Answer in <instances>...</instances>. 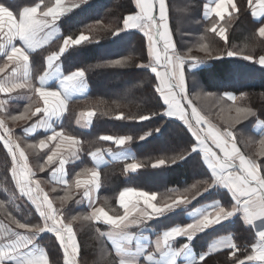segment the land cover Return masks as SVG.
Segmentation results:
<instances>
[{
	"label": "snow or ice",
	"instance_id": "snow-or-ice-1",
	"mask_svg": "<svg viewBox=\"0 0 264 264\" xmlns=\"http://www.w3.org/2000/svg\"><path fill=\"white\" fill-rule=\"evenodd\" d=\"M80 2L84 3L85 0H80ZM135 4L138 11L135 14L125 16L123 18V28L113 30V34L129 29H139L147 38V51L151 59L148 64L139 66L150 68L151 72L155 74L157 81L155 91L163 100V105L166 106L164 115L178 118L195 137V142L188 155L192 153L202 154L203 163L211 173L210 179L199 181L183 192L174 190L173 195L162 197V206H158L157 203L153 202L157 200L156 193L137 192L132 188H126L119 193V204L124 210L123 215L114 217L101 207L94 209L90 215L73 216L69 222L65 223L63 219L58 218L47 193L41 195L43 190L39 188V182H36V189H33L32 177L35 173L31 172L29 168L25 151L20 148L19 144L14 143L4 119H0V128H3L6 134L0 135V140L4 142V146L12 156V178L20 193L26 195L35 205L39 216L43 220V226L21 222L14 217L10 219L15 228L0 224V229H2V232H0V264H49L45 250L36 243L40 234L45 232L55 234L63 250V264H78L79 244L73 231L72 221L81 219L103 222L110 226L107 232L101 231L100 228H96V232L99 237H106L111 242L118 258V264H141L142 258L146 264H152L154 259L162 254L171 255L172 258L169 264H176L175 257L179 256L188 247L186 242L176 248L174 246L176 238L185 237L187 241H190L195 234L235 214H239L248 226L257 227V224H259L255 233L256 240L251 244L250 252L247 248L241 250L233 241V238L227 236L218 239L207 252L199 256L197 264H207V258L222 249L230 250L229 264H264V162H258L256 159L242 153L237 146L236 134L231 130L236 124L241 123L242 120H247L250 116H255L256 113L250 107L237 106L238 97L231 93H225L224 97H216V100L218 103H222L226 97L228 101H232V105L226 110L229 112L234 110L236 115L230 118L228 128L224 130L217 129L206 115L201 114V110L194 104V101L200 100L202 97L205 99L211 98L213 94L197 93L190 97L186 85V65L189 67L209 59H220L225 54L228 57L240 55L247 60H252L253 57L245 55L243 49L239 51L226 50V52H216L214 54L207 43L200 45V51L205 52L204 57L191 56V49H189V54L181 55L176 51V44L172 39L166 0H135ZM229 5L233 12L238 11L233 0H214V6H205L204 15L208 17L214 13L215 17L220 20L225 18L226 13L231 17L232 13H229ZM248 5L252 10L253 17L264 16V0H248ZM73 7H79V4L73 3ZM69 11L71 9L65 8L62 0H55L54 5L45 4L43 9H41V4L38 3L32 7H24L22 11L14 14L10 5L0 2V55L6 58L5 64L0 67V73L5 72L8 68L11 69L7 76L0 79V93L9 94L17 89H30L34 90L43 102V107L37 105L35 111H31L30 108L25 109L24 114L12 116L11 119L14 121L31 119V117L37 116L38 113H43L42 118L24 128L23 131L26 134H31L39 127L52 129L51 134L44 139H40L38 143L28 144V148L43 149L49 146V142L59 141L55 145V149H49L51 154L47 155L45 164L40 166L42 172L61 155L60 149L65 145V142H67L66 147L70 157L79 159L78 153L81 150L79 140L71 135H66L63 130L56 131L50 121L61 117L67 110V103L70 98L65 92L72 88L78 79L84 77V71L77 70L64 77L63 88L65 92L57 89H46L43 84L47 78L55 75V72L58 71L55 66L60 56L69 47L78 46L89 41V36L81 33L76 38L72 36L64 38L63 46L59 47L58 52H54L47 57V68L39 76L38 87L31 84V67L29 63L30 53L56 36L57 20ZM210 31L227 42L228 38L224 27L217 31L215 23H213ZM258 34L260 37H264V26L259 27ZM17 40L21 42L20 46L15 43ZM130 59L129 57L126 60H115L110 62L108 66H125ZM189 61H191L190 65ZM257 62L264 66V55H261ZM244 98V96L239 97L240 100ZM5 104L6 101L0 100V112L6 111ZM224 110L222 108V111ZM93 115L92 112L80 114L85 124L91 122ZM151 115H156V113ZM116 118L124 119L125 117L123 113H120ZM128 119L137 118L128 117ZM147 119H150V115H140L138 117L139 121ZM77 122L80 123V119ZM257 123L264 130V121H257ZM158 130L155 129V131ZM150 134L151 132H146L139 139H144ZM100 139L112 141L117 146H123L131 141L132 137L114 138L105 135ZM209 141H211V144H209ZM259 143L261 145L259 155L264 156V138L260 139ZM112 151L111 148H97L90 155L98 167L100 163L104 162L105 154L108 155ZM113 158L115 159V157ZM183 159H185V155L181 154L173 157L171 162L176 163L177 160ZM67 162L66 157L59 159V166L52 171V179L71 189L72 185L64 177ZM165 164L166 160L160 158L152 166L156 168ZM140 166L138 163H131L127 165L126 170L135 171ZM84 173L90 174V179L81 180L77 178L75 187L79 189L84 186L83 197L89 201L91 206L94 199L93 193L101 186L100 173L97 168L85 169ZM198 185H203V191H207L215 185L227 189L233 200L230 208L226 209L218 201L215 202L214 206L205 210L193 223L186 226L172 227L164 231L152 242L154 243V249L152 250H150L151 245L149 243H142V240L138 238V234L131 231L134 227L144 225L147 221L169 210L190 204L192 200L202 194ZM59 199L67 203L72 199L71 192L66 191V194ZM141 200L143 207L140 206ZM80 202L77 201V203ZM2 206L0 204V207ZM238 251L244 253L243 259L237 256Z\"/></svg>",
	"mask_w": 264,
	"mask_h": 264
},
{
	"label": "trees",
	"instance_id": "trees-1",
	"mask_svg": "<svg viewBox=\"0 0 264 264\" xmlns=\"http://www.w3.org/2000/svg\"><path fill=\"white\" fill-rule=\"evenodd\" d=\"M53 0H0L10 5L15 13L24 7L34 6L38 3L50 4ZM170 29L176 44V49L181 55L189 54L196 57L193 52L199 50L202 43H207L214 52L226 50H244L245 55H251L252 60L243 59L237 55L228 57L226 54L220 59H209L200 64L186 65V85L190 97L197 93H212L213 97L194 101L201 110L202 115L221 130L229 127L227 121H220L213 116L219 112L220 107H229L232 101L225 97L218 103L216 97H224L225 93L238 97L237 106L250 107L256 113L236 124L233 130L236 134L239 148L246 156L264 162L260 156V139L264 134H257L255 126L257 121H264V67L258 64V59L264 55V37H260L258 29L264 26V19L257 22L253 19L248 0H236L238 12L231 17H226L217 28H225L227 42L216 33L210 31L215 19L206 21L203 10L207 0H166ZM138 11L135 0H88L87 3L73 10L61 22L62 39L38 54L39 59L58 51L63 44V39L68 36L78 37L81 33L89 36V41L71 47L62 57V64L66 74L83 70L90 88L87 97L76 99L69 103L68 110L60 125L65 133L80 140L79 154L82 157L77 163L70 165V173L77 175L78 166L88 163V151L97 148L96 142L104 134L132 137L131 145L137 152V161L142 165V170L131 177L112 175L100 193L98 204L105 207L110 213H121L118 210L119 193L126 186L138 188H191L199 181L209 180L211 173L203 163L202 155L192 153L188 155L195 142L191 132L182 122L169 119L164 115L166 106L155 91V74L149 68L140 67L150 62L147 46L148 41L140 31H120L113 34V30L123 28V18ZM128 60L125 66H108L115 60ZM191 61H189V65ZM41 65V64H39ZM244 96L243 100L239 97ZM221 105V106H220ZM94 111L95 118L92 128L80 130L74 126L76 117L81 112ZM123 113L124 119L116 117ZM156 113V115H151ZM225 113L230 116L229 111ZM216 114V113H215ZM140 115H150V119L139 121ZM235 116V115H234ZM231 116V117H234ZM136 117L137 119H128ZM36 118L23 122L21 128L15 130L16 140L25 154L30 157V166L36 179L44 187L51 202L55 204L61 219L69 222L73 216L89 215L85 208H77L79 194H73L67 203L59 198L66 194V188L49 185L46 182L50 171L55 167V162L40 171V166L45 164L48 154L36 148H28V144L37 143L41 138L24 139L22 129ZM155 129H159L155 131ZM146 132H151L146 139H139ZM257 143V153L254 155L248 147ZM181 154L185 159L172 163L171 159ZM164 158L166 165L160 169L151 166L158 159ZM13 161L4 143L0 140V224L15 228L11 217L35 225L43 226V220L33 207L18 191L12 178ZM116 173H122L121 168H116ZM76 177V176H75ZM107 178V176H106ZM152 181V182H151ZM118 183V184H117ZM115 184V187L113 185ZM203 192V185H198ZM217 188V187H216ZM55 189V191H53ZM195 191V190H194ZM226 193L218 190L208 194L199 195L198 202L217 198ZM107 201V203H105ZM194 204V206L197 205ZM172 221L171 224H174ZM82 245L80 264H118L112 247L96 237V226L90 221L78 220L72 224ZM234 234L238 244L253 243L254 233L246 227L240 219L223 224L195 240V246L200 249L199 242L215 239L221 230ZM24 231V230H19ZM96 233V234H94ZM39 239L48 253L51 264H63V250L56 236L49 232L41 233ZM207 243V244H208ZM208 247V246H207Z\"/></svg>",
	"mask_w": 264,
	"mask_h": 264
},
{
	"label": "crops",
	"instance_id": "crops-1",
	"mask_svg": "<svg viewBox=\"0 0 264 264\" xmlns=\"http://www.w3.org/2000/svg\"><path fill=\"white\" fill-rule=\"evenodd\" d=\"M87 1L88 0H85L84 3H81L80 0H62V3L64 5V7L65 8H70L71 11L66 12L63 16H61V18L59 20H57V22H56V24H57L56 36L54 38H51L48 42L44 43L43 46L37 47L34 51H32L30 53V56H29V63H30V67H31V84L34 87H38L39 86V76L42 75L44 73V71L46 70V68H47V57L49 56V55H46L43 59H39L38 54L40 52H42V50L52 46L56 41L62 39V30H61V27H60V22L65 16H68L73 10L78 8V7H73V3L79 4V7H80L81 5L87 3ZM233 2L237 6L236 0H233ZM40 4H41V9H43V5H45L46 3L44 4L42 2ZM54 4H55V0H53L48 5H54ZM166 4H167V2H166ZM206 5L209 6V7L214 6V0H207L205 6ZM30 7H32V6H30ZM237 9H238V6H237ZM250 10H251V8H250ZM205 11H206V8L204 7L203 18L206 21L215 19L217 21L216 28L220 27L221 22L226 17H229L228 13L225 14V18L223 20H220L219 18L215 17L214 13L210 14L208 17H205V15H204ZM237 12L238 11L233 12L231 6L229 5V13H232V15H233V14H236ZM14 14H15V12H14ZM168 17H169V14H168ZM253 19L255 21H257V22H260V21H262L264 19V16L258 15L257 17H253ZM168 22H169V19H168ZM169 27H170V24H169ZM126 31H139V29H129V30H126ZM15 43L17 44V46H20V44H21V42L18 41V40L15 41ZM62 46H63V44H62ZM70 48L71 47H69L60 56L59 60L56 62L55 68L58 69V71L55 72V75H52L51 77L47 78L44 81L43 87H45L46 89H57V90H60L62 92H65V90L63 88L64 77H66V76H68V75H70L72 73H70V74H66L65 73L64 67H63V64H62V57ZM54 52H58V51H54ZM54 52H52V53H54ZM5 62H6V58L4 56L0 55V67H2L5 64ZM39 64H41V65H39ZM262 67H264V66H262ZM10 71H11V69L8 68V69H6L5 72L0 73V79H3L5 76H7L10 73ZM89 92H90V88H89V85H88V82H87V79H86V75H84L83 78H80V79H78L75 82V84H74V86L72 88L68 89L65 92V94L70 98V100L67 103V110H68V105H69V103L71 101L76 100V99H83V98L88 96ZM0 100L6 101V104L4 106L6 111L0 112V119H4V122H5V125H6L7 129H9L10 132H11V138L13 139L14 143L15 144H19V142L16 140L15 130H17L18 128H21L22 125H23V122L30 121L33 118H36L34 121H32L31 123H29L28 125L23 127V129L28 127V126H30V125H32L33 123H35L36 121H38L40 118L43 117V113H38L37 116H33V117H31V119H25V120H15L14 121L13 119H11V117L12 116H19V115L24 114L25 109H29L30 108L31 111H35V107L37 105H39L40 107H43V102L39 99L38 95L35 94L34 90H30V89H17L15 92L9 93V94L0 93ZM67 110L64 112V114L61 117L56 118L54 121H50L52 123V127L56 131L63 130L60 125L63 122L64 116L66 115ZM87 112H92V113H94V115L91 117V122L88 123V124H85L83 119H81L80 114L81 113H87ZM87 112H81L76 117V119L74 121V126L76 128H78L80 130H89V129L92 128V125H93V122H94V118H95V112L94 111H87ZM166 117H168V116H166ZM168 118L180 121L176 117H168ZM78 119H80V123L77 122ZM260 121H263V120H260ZM180 122H182V121H180ZM213 125H215V124H213ZM215 127L217 129H220L216 125H215ZM23 129H22V136L26 140L32 139V138H34V139L35 138L44 139V138H46L47 135H50L51 131H52V129H45V128H39L38 127L35 130L34 133L26 134L23 131ZM0 130H4V129L0 128ZM255 131H256L257 134H264V130H262L260 128L258 123H256ZM65 134L68 135L67 133H65ZM105 135L112 136L114 138L121 137V136H116V135H112V134H104L102 136H105ZM147 137H148V135L144 139H146ZM76 139L79 140L78 138H76ZM194 139H195V137H194ZM58 142L59 141L49 142V146L48 147L51 146V149H55V145ZM96 142H98L100 144L97 148H101V149L111 148L113 150L108 155L105 154L104 162L100 163L98 167H97V164L95 163V161L92 159V157L90 155L91 152H93V151H95L97 149V148H95V149H92V150L88 151V153L86 155L89 162L88 163H84V165H82V166H78L77 171L80 170V172L77 175L73 174V177H72L71 173H70L71 172L70 171V165L74 164V163H77L79 160H81L82 157L80 156L79 153H78L79 159H74V158L70 157L68 155V150H67V147H66L67 142H65V145L62 146L61 149H60V154L61 155L58 156L55 159V167L50 171L49 177H47L46 182H48L49 185L62 186L64 188H66V191H70V192L73 191V194H79V197H78L77 201H81V202L77 203V208L81 207V208L87 209L88 212H89V215L94 211V209L101 208V207L104 208V210L106 212H108L109 215H112L114 217L118 216V215H123V211L124 210L119 204V198H118V210H120L121 213L112 214L105 207L100 206L98 204V201L100 199L101 190H102V188H104V185L106 184V182H109V180H110V172H111V176L112 175H118V176L124 175L125 177H131L132 175H135L140 170H142L143 167L137 161V152L131 145L132 140L127 142L123 146H117L112 141L101 140L100 137H99V139ZM209 144H211V141H209ZM38 149H40V148H38ZM40 150H42L44 154L47 153V148H43V149H40ZM61 157H66L67 160H68V162L66 163V166H65L64 177L69 182V184L72 185L71 189H68V187L66 185L61 184V183H57L55 180L52 179V171L56 167L59 166V159ZM113 157H115V159ZM27 158H28L29 168L31 169L30 161H29L30 157L27 156ZM44 160L46 161L45 158H44ZM131 163H138L141 166L139 168H137L135 171L126 170L127 165L131 164ZM165 165L159 166V167H156V168H154L153 166H151V167L153 169L160 170ZM92 168H97V170L99 171V173H100V185L101 186L99 187L98 190H96L93 193L94 199H93V201L91 203V206H90L89 201L86 198L83 197L84 186H82L81 188L77 189L75 187V180L77 178H79L81 180H89L90 179V174H85L84 170L85 169H92ZM116 168H121L122 169V173H118L117 174L116 171H115ZM108 169H112V170L109 172V171H107ZM31 172H33L32 169H31ZM106 176H107V178H106ZM32 180H33V183H34V185H32V186L34 188H36V182H39L36 179V173L32 177ZM14 183H15V181H14ZM15 186H16V183H15ZM113 187H115V184L113 185ZM16 188H17V186H16ZM39 188H41L42 190L44 188L42 186V184H40V182H39ZM126 188H132V189H134L137 192H139V191H147L150 194L151 193H156L157 200L153 201V202L157 203L158 206H162V203H163L162 197L173 195L174 194V190H179L180 192H183L185 190V188H161V190H162L161 192L163 194H165V195H161V193L158 190V188H138V187H134V186H126L124 189H126ZM218 190L226 193V196L218 195V196H216L217 198H211V200L202 201V202L197 203L198 200H199L198 199L199 196H198L196 199L192 200L190 204L181 205V206H178V207H176V208H174L172 210H169V211L165 212L164 214L159 215L156 218L147 221V223L144 224V225H141L139 227H134L133 229H131V231L136 232L138 234V238L142 240V243H149L151 245L150 250H152V249H154V243H152V242H154V240L158 236L162 235V233L164 231H166V230H168V229H170L172 227L186 226L188 224L193 223L195 220H197L201 216V214L203 212H205V210H208L211 206H214L215 202L218 201L219 204L221 206L225 207L226 209L230 208L231 204L233 203L231 193L227 189L223 188L222 186L215 185L212 188H209L207 191H203L200 196H202L203 194H208L209 192L218 191ZM18 191H19V189H18ZM43 193H45V192L43 191ZM22 196L26 199V201H28L31 204V202L24 195H22ZM133 199H135V197H133ZM196 203H197V205L194 206V204H196ZM52 204L55 207V204L53 202H52ZM140 206L141 207L144 206L142 200H141ZM32 207L37 212L36 208L33 205H32ZM54 210L57 211L56 207H55ZM149 211H151V210H149ZM58 218L61 219L60 214H59ZM237 218L240 219L242 221V223L246 227L252 229V231L254 233V242H255V240H256L255 233L257 231V228L259 227V224H257V227L248 226V225H246L244 223L243 218L239 214H235L232 217L224 219L221 222H219L217 224H214L211 227H208V228L204 229L203 231L195 234L190 241H187L185 237L176 238L175 241H174V246L176 248H179L182 244H184L186 242L188 243V247L179 256L175 257L176 264H197V259H198L199 256H201L202 254L207 252L209 250L210 246L214 245L218 241V239L223 238V237H227V236H231L233 238V241L239 246V248L241 250L247 248L248 251L250 252L252 243H250V244L249 243H244V244H241V245L238 244L236 242L234 234L229 233L228 229L227 230H221V233L218 236H216L215 239L211 240L210 243H208L209 241H204L203 244L199 242L201 250H198L196 248V246H195L194 242H195L197 237H199V236H201V235H203L205 233H208L211 230H213V229H215V228H217V227H219V226H221L223 224L230 223L231 221H233L234 219H237ZM172 221H175V223L171 224ZM83 222H85V220H83ZM74 223H75V221H72V224H74ZM90 223L94 226V228L96 226V228H100L101 231H105V232H107L109 230V227H110L109 225H106L103 222L90 221ZM73 231L76 234L77 241H78V244H79V254H78L77 259H78V264H80V255H81V251H82V245H81V242L79 240L78 234L76 233L74 227H73ZM0 232H2V229H0ZM51 234L55 236L54 233H51ZM94 234H96V233H94ZM41 237H42V234H40L39 238L36 240V243H37V245L40 248L45 250V248L43 247L42 243H40V241H39V239ZM96 237L99 238L100 240L104 241L105 243H108L112 247V249L114 251V254H115L114 247L111 245V242L108 241L106 237H99L98 233L96 234ZM45 252H46V254L48 256V253H47L46 250H45ZM229 256H230V250L222 249V250H220L218 252H215L212 255H210L207 258V264H229ZM237 256H239L241 259H243L244 258V253L242 251H238L237 252ZM171 258H172L171 255L162 254V255L158 256L156 259H154L152 264H169ZM48 259H49V256H48ZM117 261H118V258H117ZM49 264H51L50 263V259H49ZM141 264H146V262L143 260V258L141 259Z\"/></svg>",
	"mask_w": 264,
	"mask_h": 264
},
{
	"label": "rangeland",
	"instance_id": "rangeland-1",
	"mask_svg": "<svg viewBox=\"0 0 264 264\" xmlns=\"http://www.w3.org/2000/svg\"><path fill=\"white\" fill-rule=\"evenodd\" d=\"M168 19H169V17H168ZM169 23V22H168ZM140 31V30H139ZM171 31V30H170ZM141 32V31H140ZM172 33V32H171ZM147 39V38H146ZM172 39H173V41H174V38H173V35H172ZM175 43V42H174ZM176 51H177V49H176ZM178 52V51H177ZM193 54L196 56V57H204L205 56V52H203V51H200V49L199 50H194V52H193ZM200 64V63H199ZM150 69V68H149ZM189 93V92H188ZM221 106V105H220ZM222 108L223 109H225L224 111H222ZM228 107H220V110H219V112H215L214 114H213V116H218L217 118H219V120L222 122V121H224V124H226L227 123V121L228 122H230V118H231V116H234V115H236L235 114V111L233 110V111H231V112H229L228 114L230 115V116H228L226 113H225V111H226V109H227ZM189 111H190V109H189ZM0 135H6L5 134V132H4V130H0ZM238 148H239V145H238ZM240 149V148H239ZM248 149L250 150V152H252L254 155H256V154H258L257 153V143L255 142L253 145H251L250 147H248ZM218 151V150H217ZM17 156H18V151H17ZM17 167H19V165H17ZM32 185H34V183L32 184ZM33 187V186H32ZM33 189L35 190L36 188H34L33 187ZM41 189V188H40ZM44 191V190H43ZM41 195H43V192L41 193ZM27 199H28V197L26 196V195H24ZM29 200V199H28ZM50 200V199H49ZM30 201V200H29ZM28 202V201H27ZM31 202V201H30ZM29 203V202H28ZM30 204V203H29ZM31 204L35 207V205L31 202ZM30 204V205H31ZM31 205V206H32ZM36 208V207H35ZM53 209H55V207L53 206ZM56 211V210H55ZM56 213L58 214V216H59V213H58V211H56Z\"/></svg>",
	"mask_w": 264,
	"mask_h": 264
}]
</instances>
